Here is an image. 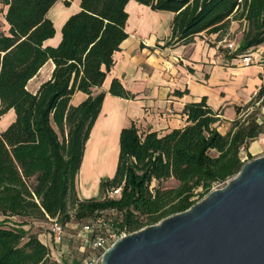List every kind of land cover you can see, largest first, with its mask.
Segmentation results:
<instances>
[{"label": "trees", "instance_id": "16d2710c", "mask_svg": "<svg viewBox=\"0 0 264 264\" xmlns=\"http://www.w3.org/2000/svg\"><path fill=\"white\" fill-rule=\"evenodd\" d=\"M57 1L0 0V7H7L6 31L0 30V117L9 110L15 115L0 132V264L50 262L49 248L23 228L25 222L10 223L14 217L56 221L63 227L76 222L89 227L82 229L89 232L87 239L138 231L187 210L235 176L246 162L241 152L264 133L254 108L264 98L262 76L252 99L235 107L237 117L224 134L216 127L218 111L205 97L184 105L181 128L159 133L134 122L122 128L113 176L100 180L97 197L79 199L76 177L105 96L92 90L102 85L113 53L127 37L125 6L130 0H80V10L61 28L58 45L44 46L55 33L46 14ZM134 1L174 14L167 44L189 43L201 32L222 36L232 20L246 21L233 56L264 43V0ZM48 60L54 65L51 77L30 92L29 80ZM77 91L87 97L72 106ZM109 93L134 97L117 80ZM247 158L253 157L247 153ZM170 179L175 185L162 187ZM114 190L118 194L110 196Z\"/></svg>", "mask_w": 264, "mask_h": 264}, {"label": "crops", "instance_id": "0c3cea01", "mask_svg": "<svg viewBox=\"0 0 264 264\" xmlns=\"http://www.w3.org/2000/svg\"><path fill=\"white\" fill-rule=\"evenodd\" d=\"M64 1L58 0L46 14L55 33L43 42L44 46H57L64 22L80 10V0H67L69 5ZM6 9L4 6L3 12ZM125 11L128 15L125 24L127 37L113 53V65L102 85L92 90L93 94L104 92L105 96L85 144L81 165L87 145L101 134L106 141H114L116 167L118 137L122 128L132 122L141 129L159 133L181 128L186 124L182 113L184 105L202 97L206 98L208 106L218 111L216 127L224 134L237 117L235 107L248 103L262 83V64L255 61L254 65L243 66L239 55L233 56L234 50L226 48V41L238 44L246 28L245 20H232L228 31L219 37L217 33L201 32L189 43L167 44L174 17L172 12L152 11L134 0L128 1ZM53 68L52 61L48 60L29 80L27 89L36 92L40 84L51 77ZM113 80L134 97L111 95L109 88ZM175 90H187L188 93L175 96ZM86 97L77 91L69 104L76 106ZM257 149V142H251L248 149L241 152L242 160L247 158V153L253 156Z\"/></svg>", "mask_w": 264, "mask_h": 264}, {"label": "water", "instance_id": "95a60500", "mask_svg": "<svg viewBox=\"0 0 264 264\" xmlns=\"http://www.w3.org/2000/svg\"><path fill=\"white\" fill-rule=\"evenodd\" d=\"M100 264H264V156L187 210L119 238Z\"/></svg>", "mask_w": 264, "mask_h": 264}, {"label": "rangeland", "instance_id": "374dc122", "mask_svg": "<svg viewBox=\"0 0 264 264\" xmlns=\"http://www.w3.org/2000/svg\"><path fill=\"white\" fill-rule=\"evenodd\" d=\"M0 10V30L6 31V26L3 21V7H0ZM250 52L254 53L253 56L255 57L256 63L262 64L264 68V43L259 48L251 49ZM262 76L264 77V72ZM254 108H258V113L264 116V98L259 100ZM14 118L13 110H9V112L2 115L0 117V132L5 130ZM263 136L264 133L255 140L258 144V149L254 151L253 158L264 156V144L260 142ZM89 143L91 144L90 149L94 157L90 162L86 161L84 157L77 174L76 192L79 199L97 197L99 195L100 180L102 178H111L115 169L114 160L117 154L114 141H106V138L98 134ZM107 156L109 158L108 160ZM244 161L247 162L249 160L248 158H244ZM174 185L175 181L171 179L162 183V187H173ZM223 185L220 184L215 186V188H220ZM9 222H25L23 228L36 234L39 240L49 248V264H74L76 261L77 264H81L86 258L97 254L96 250L89 248L85 244L89 232L82 231L83 228L79 223L70 222L66 224L63 229V236L60 242H57L54 235L50 232V222L48 220L14 217ZM94 230L95 232L98 231L97 225Z\"/></svg>", "mask_w": 264, "mask_h": 264}, {"label": "built area", "instance_id": "2783aa9c", "mask_svg": "<svg viewBox=\"0 0 264 264\" xmlns=\"http://www.w3.org/2000/svg\"><path fill=\"white\" fill-rule=\"evenodd\" d=\"M226 46L228 49H232L235 51L238 47V44L234 41H226ZM239 57L242 59L243 66H250L254 64L256 61L255 57L253 56V53H251L250 50L240 54ZM256 104H258V102ZM257 122L260 124H264V116L259 115L257 117ZM260 141L264 143V136L261 137ZM213 189H215V187ZM117 194H118V190H114L109 193L110 196H115ZM63 229L64 227L56 221L50 223V232L54 235L55 240L57 242H60L63 236ZM83 229L84 231H87L89 230V227L84 226ZM125 235L127 234L123 232L118 234L112 233V234H107L105 236H96L93 237L92 239H86L85 244H87L89 248L96 250L97 254L89 258H86L81 264H100L101 255L103 251L106 250L109 246H111L116 240H118L119 238Z\"/></svg>", "mask_w": 264, "mask_h": 264}, {"label": "bare ground", "instance_id": "6f19581e", "mask_svg": "<svg viewBox=\"0 0 264 264\" xmlns=\"http://www.w3.org/2000/svg\"><path fill=\"white\" fill-rule=\"evenodd\" d=\"M12 111V110H11ZM9 112V111H8ZM5 126V125H4ZM3 126V127H4ZM90 147H91V144L89 143L88 144V146H87V149H86V153H85V160L86 161H88V162H90L92 159H93V157H94V154H93V152H91V149H90ZM109 158H108V156H107V160H108Z\"/></svg>", "mask_w": 264, "mask_h": 264}]
</instances>
